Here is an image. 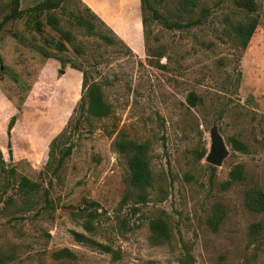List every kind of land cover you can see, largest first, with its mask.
<instances>
[{
    "label": "rangeland",
    "instance_id": "374dc122",
    "mask_svg": "<svg viewBox=\"0 0 264 264\" xmlns=\"http://www.w3.org/2000/svg\"><path fill=\"white\" fill-rule=\"evenodd\" d=\"M10 1L0 0V21ZM40 1L20 0V8ZM146 1L141 10V0H82L115 33L116 46L56 10L82 53L70 44L56 49L58 34L47 24L36 29L32 14L0 30V149L14 169L10 179L0 171V254L11 256L5 264H264V209L248 203L264 193V0H253L252 12L233 0L192 7ZM250 16L258 22L242 48L233 26ZM72 63L101 84L107 116L80 115L83 75ZM64 129L72 151L54 173L45 164ZM213 131L226 150L219 166L205 161ZM118 134L149 144L154 181L145 203L121 204L126 165L112 145ZM234 167L240 173L233 179ZM22 175L41 185L28 203L17 192ZM89 212L95 215L87 225ZM159 217L169 242L151 238L149 221ZM62 248L73 256L55 258Z\"/></svg>",
    "mask_w": 264,
    "mask_h": 264
},
{
    "label": "trees",
    "instance_id": "16d2710c",
    "mask_svg": "<svg viewBox=\"0 0 264 264\" xmlns=\"http://www.w3.org/2000/svg\"><path fill=\"white\" fill-rule=\"evenodd\" d=\"M237 6L245 8L247 12L255 10V3L253 0H233ZM146 0H141V10L144 9ZM197 0H181V5L184 7L195 6ZM144 4V5H143ZM69 5H74L73 8H68ZM148 5V4H147ZM56 10H60L61 14L67 15L68 21L71 25H75L78 29L83 30L90 36L99 38L105 46H116L122 44L117 40L115 33L110 27L82 0H41L37 4L23 10L20 8V0L10 1V11L6 13L0 21V30L4 23L10 19H17L22 17L25 13L34 15L35 28L41 30L44 24H47L52 30L58 34V39L55 40L54 46L56 49L62 51L66 49V45L73 46L77 53L83 52V46L77 43L76 37L70 29H65L61 26V17L56 13ZM43 14V18L39 16ZM155 17H160L158 12L154 11ZM142 24L146 23V17L142 14ZM257 16H250L243 22H238L233 26L234 37L238 45L245 48L254 32L257 25ZM164 23L169 25L166 20ZM128 50V49H127ZM61 61V59H58ZM2 63V57L0 56V64ZM71 67L79 69L82 72V89L83 94L81 96V102L79 104L80 115L85 119L90 118H103L110 113V105L103 98L102 86L98 81L89 80L85 70L81 69L76 64H71ZM188 100L192 105H195L198 101V96L194 93L188 95ZM80 116V117H81ZM15 116L12 115L7 123L6 133L10 136V130L15 123ZM79 120L77 119L75 126ZM66 129L55 136L50 143L48 160L45 164V169L51 168L55 173L64 163V160L70 155L72 151V145L66 144ZM233 146L242 149L244 145L237 139H232ZM113 148L125 159L126 175L125 183L126 190L121 198V204L131 202L133 205L145 203L148 199V189L153 185L154 173L150 165L149 156V144L147 141H136L125 137L122 134H118L113 140ZM7 151L9 157L12 156L10 142L7 144ZM60 153L57 156V153ZM206 153V148L203 147L198 156L203 157ZM54 161L56 165L52 166ZM240 169L234 167L230 170L231 178H238ZM0 171L5 172L8 178L14 176L13 168H6L2 151L0 149ZM40 183L29 179L27 176L22 175L17 182V192L22 197L23 201L30 202L39 191ZM6 187L2 189L3 193H6ZM95 205V201L90 202ZM249 205L261 211L264 209V193L257 191L255 195H249ZM88 217L85 221L87 225L91 224V219L95 215L92 212L87 214ZM259 224H254L252 232H256ZM149 229L151 232V238L155 242H169L170 241V228L165 219L159 217L151 219L149 221ZM77 240L82 241L85 238L81 234H76ZM62 256H73L72 252L68 248H62L54 253L55 258H61ZM10 254H0V264H5L10 259ZM181 264H187L185 261L180 260Z\"/></svg>",
    "mask_w": 264,
    "mask_h": 264
},
{
    "label": "water",
    "instance_id": "95a60500",
    "mask_svg": "<svg viewBox=\"0 0 264 264\" xmlns=\"http://www.w3.org/2000/svg\"><path fill=\"white\" fill-rule=\"evenodd\" d=\"M226 154L224 143L218 132L211 133V143L205 155V161L213 166H219Z\"/></svg>",
    "mask_w": 264,
    "mask_h": 264
},
{
    "label": "crops",
    "instance_id": "0c3cea01",
    "mask_svg": "<svg viewBox=\"0 0 264 264\" xmlns=\"http://www.w3.org/2000/svg\"><path fill=\"white\" fill-rule=\"evenodd\" d=\"M101 2V1H100ZM90 5V4H89Z\"/></svg>",
    "mask_w": 264,
    "mask_h": 264
}]
</instances>
